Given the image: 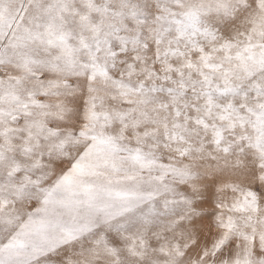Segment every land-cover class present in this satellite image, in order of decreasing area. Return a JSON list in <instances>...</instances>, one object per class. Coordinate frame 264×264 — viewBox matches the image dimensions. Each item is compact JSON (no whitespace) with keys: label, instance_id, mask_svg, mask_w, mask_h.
Segmentation results:
<instances>
[{"label":"snow or ice","instance_id":"1","mask_svg":"<svg viewBox=\"0 0 264 264\" xmlns=\"http://www.w3.org/2000/svg\"><path fill=\"white\" fill-rule=\"evenodd\" d=\"M0 264H264V0H0Z\"/></svg>","mask_w":264,"mask_h":264}]
</instances>
